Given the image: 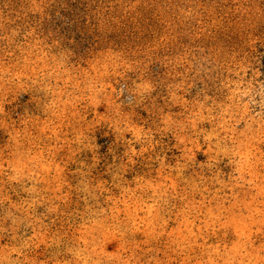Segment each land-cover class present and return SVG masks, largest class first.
<instances>
[{"label":"rangeland","instance_id":"1","mask_svg":"<svg viewBox=\"0 0 264 264\" xmlns=\"http://www.w3.org/2000/svg\"><path fill=\"white\" fill-rule=\"evenodd\" d=\"M0 264H264V0H0Z\"/></svg>","mask_w":264,"mask_h":264}]
</instances>
